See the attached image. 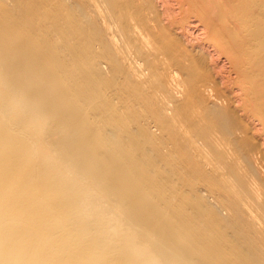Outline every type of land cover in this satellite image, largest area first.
<instances>
[{"label":"bare ground","instance_id":"1","mask_svg":"<svg viewBox=\"0 0 264 264\" xmlns=\"http://www.w3.org/2000/svg\"><path fill=\"white\" fill-rule=\"evenodd\" d=\"M0 264H264V0H0Z\"/></svg>","mask_w":264,"mask_h":264}]
</instances>
